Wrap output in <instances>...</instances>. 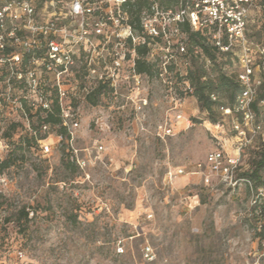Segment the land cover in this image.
<instances>
[{"label":"rangeland","instance_id":"rangeland-1","mask_svg":"<svg viewBox=\"0 0 264 264\" xmlns=\"http://www.w3.org/2000/svg\"><path fill=\"white\" fill-rule=\"evenodd\" d=\"M252 36L264 43V26ZM160 54L155 47L152 60L157 62ZM218 60L226 62L229 76L237 77L238 64L228 63L227 56ZM207 70L216 79L220 64ZM172 77L180 88V76ZM142 83L139 97L149 102L144 112L136 114L131 104L114 110L109 130L94 122L101 114L98 107L77 102L82 121L76 145L80 155L88 152L85 148L92 153L85 169L66 166L65 144L56 143L58 126L43 143L54 144L45 155L30 132L6 129L12 121L3 122L0 136L10 142L3 160L11 158L13 164L0 172V264H256L264 232L254 192L247 184L230 188L206 164L211 151L221 147L231 154L240 141L230 117L216 108L212 121L193 96L182 107L184 114L194 103L187 116L191 125H177L175 135L162 138L158 125L174 118L170 88L157 72L144 75ZM215 93L222 103L232 102L230 91ZM115 104L111 100L103 112L108 114ZM258 119L264 133V107ZM44 135L39 132L38 138ZM261 136L243 152L242 176L260 159ZM99 144L106 146L105 162L96 158ZM180 167L188 184H170L167 172ZM200 169L211 176L210 184L201 172L190 174ZM251 181L255 190L264 188ZM23 210L29 212L28 221Z\"/></svg>","mask_w":264,"mask_h":264},{"label":"built area","instance_id":"built-area-1","mask_svg":"<svg viewBox=\"0 0 264 264\" xmlns=\"http://www.w3.org/2000/svg\"><path fill=\"white\" fill-rule=\"evenodd\" d=\"M137 0H0V129L7 120L20 122L21 130L30 132L41 143V151L49 155L54 144H43L52 130L59 127L57 144H65L67 158L85 169L90 160L89 148L85 155L76 145V132L81 127L83 101L101 110L94 120L101 130H109L114 110L123 111L131 104L136 114L143 113L147 97H139L143 76L136 60L137 47L147 45L146 59L154 63L157 74L169 86L174 105L172 114L157 127L160 137L175 135L178 122L185 118L182 107L187 98L194 96L195 87L189 79L191 54L189 40L183 25L200 33L219 52L230 55L231 63L239 65L237 81L241 88L230 104L220 103L223 117H230L232 128L239 138L237 154L223 148L211 151L207 167L232 189L250 185L253 202L262 216L264 229V188L253 187L250 178L240 174L243 152L262 135L263 125L254 108L263 79L256 70L264 71V43L255 42L249 35L251 24L261 29L264 22V0H175L169 6L162 0H148L149 7L142 11V31L131 23L129 4ZM155 47L161 53L157 62ZM201 54L202 50L195 49ZM203 56V55H202ZM208 66L213 61L203 56ZM80 60V61H79ZM81 63L82 67L79 66ZM226 67L223 71L226 73ZM180 76V88H175L172 74ZM102 88L97 105L88 97ZM139 93V94H138ZM211 97L219 101V96ZM102 100H107L105 103ZM115 100L108 114L103 112ZM260 105L264 107V98ZM53 114L59 124L42 118ZM34 119L40 121L34 123ZM10 121V122H11ZM188 127L191 125L187 119ZM45 135L38 138V133ZM10 149L9 140L0 136V161ZM96 158L105 162L104 144L95 147ZM206 184L211 176L203 169ZM186 174L180 167L170 169L167 179L175 184L177 177ZM0 175V179H1ZM256 264H264V238Z\"/></svg>","mask_w":264,"mask_h":264},{"label":"trees","instance_id":"trees-1","mask_svg":"<svg viewBox=\"0 0 264 264\" xmlns=\"http://www.w3.org/2000/svg\"><path fill=\"white\" fill-rule=\"evenodd\" d=\"M175 0H162V5L169 6ZM149 7L148 0H137L135 3L129 4V11L131 15V23L137 29L138 32L142 31V11L144 8ZM264 26V25H263ZM262 26V27H263ZM183 30L188 35L189 40V51L191 54V65L189 68V79L192 82L193 86L195 87L194 96L197 98L200 106L203 110L209 112V116L212 121L216 122L215 119V109L218 108L221 101H215L212 99L211 94L215 93L218 90L222 91H230L231 92V101H234L236 93L240 90L241 86L236 78L229 76L227 73L223 71V68L226 66V62L221 63L218 58L222 56H227L230 60V55L221 53L218 51L217 48L210 45L206 39L198 32H194L191 30L188 24H184ZM261 27V29H262ZM261 29H258L256 25L251 24L249 27V35L251 39L255 42H261L256 40L252 35L259 33ZM195 49L202 50L201 54L195 53ZM149 51L147 45H139L137 47V54L138 58L136 60L137 70L139 73L147 74L148 76H152L157 72L156 65L154 63H150L146 59V55ZM210 58L213 61L212 67L215 68L217 65L220 64V71L216 79H214L211 74H209L206 65L203 63V56ZM228 63H231L230 61ZM256 77H260L263 79V83L258 91L254 108L260 114L261 106L260 102L264 98V71H261L259 75ZM102 88H100L95 94L88 97V102L92 105H97L100 101V94ZM45 122H52L53 124H59L60 119L53 114H48L44 118H42ZM13 128L14 130H21V123L12 121L6 129ZM6 137V136H4ZM7 138V137H6ZM8 139V138H7ZM9 140V139H8ZM27 147L31 148V141L30 139L26 140ZM264 146V143H263ZM66 166L69 168L77 167L74 162L70 159H66ZM13 162L11 158L5 159L0 161V172H4L8 169ZM264 169V149L261 153L260 159L257 160L256 165L252 170L249 172L243 173V176L253 179L257 182L258 185H264V177L261 172ZM21 215L28 221L29 220V212L23 210Z\"/></svg>","mask_w":264,"mask_h":264},{"label":"crops","instance_id":"crops-1","mask_svg":"<svg viewBox=\"0 0 264 264\" xmlns=\"http://www.w3.org/2000/svg\"><path fill=\"white\" fill-rule=\"evenodd\" d=\"M191 104L193 105L194 103H192L191 102ZM192 105H190L191 106V108H189V109H185L184 110V116H185V118L187 119V116H189L190 115V113L189 112H192L193 110H195L193 107H192ZM186 123H187V120H186V122L184 123V124H180L179 122H178V127L179 126H184V125H186ZM187 127H188V124H187ZM239 143L240 142H236L235 144H236V148H235V145H234V147H233V150H232V155H235V154H237V148H238V145H239ZM228 152V151H227ZM229 153V152H228ZM198 174V173H197ZM197 174H194V175H197ZM201 179V178H200ZM199 180V178L197 177V178H195V180L194 181H198ZM187 181H189V177H188V175H182V176H180L177 180H176V183L175 184H177V185H182V184H184V185H187L188 184V182ZM197 183V182H196ZM261 228H263V225H262V227ZM263 232H264V229H263Z\"/></svg>","mask_w":264,"mask_h":264}]
</instances>
